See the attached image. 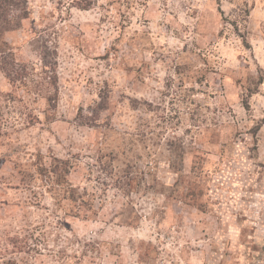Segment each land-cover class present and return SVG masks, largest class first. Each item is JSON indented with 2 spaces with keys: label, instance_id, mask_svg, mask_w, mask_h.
<instances>
[{
  "label": "rangeland",
  "instance_id": "obj_1",
  "mask_svg": "<svg viewBox=\"0 0 264 264\" xmlns=\"http://www.w3.org/2000/svg\"><path fill=\"white\" fill-rule=\"evenodd\" d=\"M25 10L0 34V264H264V0Z\"/></svg>",
  "mask_w": 264,
  "mask_h": 264
},
{
  "label": "trees",
  "instance_id": "obj_2",
  "mask_svg": "<svg viewBox=\"0 0 264 264\" xmlns=\"http://www.w3.org/2000/svg\"><path fill=\"white\" fill-rule=\"evenodd\" d=\"M25 2L26 0H0V34L15 30L20 21L26 18ZM8 58L12 59L9 63L6 62ZM16 66L12 53H0V72L11 85L21 81Z\"/></svg>",
  "mask_w": 264,
  "mask_h": 264
}]
</instances>
